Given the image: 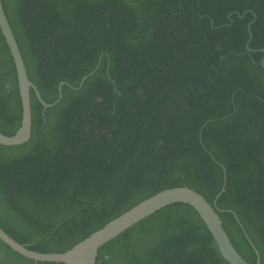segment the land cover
Segmentation results:
<instances>
[{
    "label": "trees",
    "instance_id": "1",
    "mask_svg": "<svg viewBox=\"0 0 264 264\" xmlns=\"http://www.w3.org/2000/svg\"><path fill=\"white\" fill-rule=\"evenodd\" d=\"M2 4L43 99L56 100L64 81L47 107L31 88L29 139L0 143L3 229L62 251L159 189L187 185L213 204L224 182L222 223L264 264V0ZM20 119L0 29V131L13 133ZM96 261L230 264L196 212L158 210L99 246ZM0 264L64 263L0 240Z\"/></svg>",
    "mask_w": 264,
    "mask_h": 264
},
{
    "label": "water",
    "instance_id": "2",
    "mask_svg": "<svg viewBox=\"0 0 264 264\" xmlns=\"http://www.w3.org/2000/svg\"><path fill=\"white\" fill-rule=\"evenodd\" d=\"M252 21L253 19L247 23L248 39L246 41V47L249 49H251L249 47V41L252 37L250 29V23ZM0 29L12 55L21 101L20 124L13 133L8 134L0 131V143L18 144L27 141L31 135L30 89L32 88L34 90L42 105L47 107L58 101L61 97V85L64 81H61L58 85V96L56 100L47 102L43 99L36 84L28 76L21 50L4 11L2 0H0ZM262 50L264 51V48ZM260 64L264 68V55L260 59ZM86 76L87 74L82 76L79 85L82 84ZM223 189L224 182L220 191L215 196L213 204L202 193L187 185H174L159 189L62 251H40L30 248L26 243H22L12 237L1 226L0 240L35 261H56L64 264H99L96 261L99 246L153 211L158 210L164 214L196 212L208 227L219 252L225 260L230 264H260L259 258L255 261L243 253L222 223V219L215 206L216 198ZM250 242L258 257V251L255 245L251 240Z\"/></svg>",
    "mask_w": 264,
    "mask_h": 264
}]
</instances>
